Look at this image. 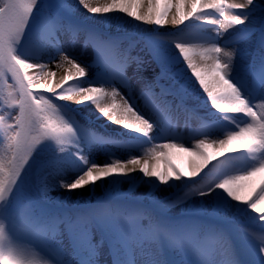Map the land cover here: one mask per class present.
I'll return each instance as SVG.
<instances>
[{"label": "snow or ice", "instance_id": "snow-or-ice-1", "mask_svg": "<svg viewBox=\"0 0 264 264\" xmlns=\"http://www.w3.org/2000/svg\"><path fill=\"white\" fill-rule=\"evenodd\" d=\"M158 3L0 0V78L10 74L13 90L0 101L4 106L0 124L5 125L0 133L5 143L0 155V264H176L177 260L179 264H264V223L259 232H253L239 218L246 206L249 215L256 213L252 222H264V210L257 209L264 200V182L258 190L252 189L248 199L241 195L248 186L245 182L264 172L261 0H175L174 4L165 0L163 11L156 7ZM171 7L175 12L169 20ZM115 12L157 30L168 23L180 26L202 21L212 26L216 36L202 37L206 46L200 47L177 42L173 53L163 46L158 31H153L144 43L161 70L147 81L140 75L144 59L131 55L139 43L134 35L110 32L81 19L83 13L107 17ZM37 38L38 53L32 47ZM37 54L45 62H31ZM93 57L104 67L99 79L91 76V64L85 62ZM55 60L57 68H67L53 84L48 78L56 74L45 69ZM132 64L135 70L130 78L127 70ZM29 69L39 72L33 75ZM133 79L144 81L139 96L151 100L152 114L146 115L133 102ZM68 81L81 85L74 94L62 88ZM189 84L216 110L224 138L211 142L197 138L189 174L175 168L169 174L167 169L158 170L159 158L167 156L165 150L188 149L182 143L156 144L154 133L161 127L159 114L194 111L185 106ZM34 87L46 89L59 101L90 103L108 121L139 134L143 139L135 147L143 150L142 157L112 159L102 165L90 162L86 148L95 145L107 151L113 141L78 125L62 105L34 92ZM123 87L131 91L123 94ZM205 146H215L216 156L202 151ZM41 149H47L44 157ZM69 153L85 166L71 182L63 179L72 164ZM217 156L226 166L213 164V178L201 177L203 182L197 184L194 178ZM36 160L39 164L34 167ZM137 172L140 175H133ZM109 177L116 178L115 184L109 183L110 191L94 205L58 208L61 202L51 194L56 187L74 192ZM124 180L129 182L128 193L117 187ZM173 181L190 183L175 199H158L156 189ZM138 182L149 185L139 197L133 195ZM217 195L223 197V204L217 202ZM192 197L206 198L195 209L200 217L181 225L168 222L167 210ZM193 232L197 238L189 241ZM217 242H222L220 247ZM146 253L148 258H137Z\"/></svg>", "mask_w": 264, "mask_h": 264}, {"label": "bare ground", "instance_id": "bare-ground-1", "mask_svg": "<svg viewBox=\"0 0 264 264\" xmlns=\"http://www.w3.org/2000/svg\"><path fill=\"white\" fill-rule=\"evenodd\" d=\"M172 3H175V0H172ZM261 6L264 8V0H261ZM156 7L163 11L165 8V0H159V3L156 5ZM175 12V8L171 7L169 11V20L171 18L172 13ZM218 16V14H215ZM111 22H113L116 25H122V26H128V28L132 29H140L143 30V32L136 31L135 33L131 34H142V35H150L153 34V31H158L159 37L164 38H173V39H179L181 38L182 41L189 42L193 44L194 46L200 47V46H206V42L202 37H215L216 33L211 31L212 26L207 25L206 23L202 21H186L184 25L175 26L168 23L166 26L160 29H156V26H149L146 24H143L142 22L135 21L133 18L128 17L125 13H110V19ZM183 29H188L191 33L189 36L184 37L182 35L178 36L177 34L180 33ZM230 31H234L230 30ZM226 35V34H224ZM184 37V38H183ZM183 38V39H182ZM164 42V41H163ZM198 42L203 44H198ZM221 44L223 43V39L220 38ZM205 43V44H204ZM175 44H170L164 42V47L166 49H171L172 51H175L174 48ZM37 62H45V61H37ZM86 63H88V59L85 60ZM59 63L58 60L53 61L47 66V70L50 69L49 67H57L56 65ZM62 68H67V65H65ZM51 71V70H50ZM158 73L160 72L157 70ZM79 85V84H78ZM133 85L135 86V92H136V100H134V103H138L141 107V110L145 112L146 115L152 114L153 108H152V102L148 98H141L139 96V90L143 87L142 83L139 81L133 82ZM99 86V85H96ZM131 91V89H128L127 87L121 88V92L123 94H128ZM117 103H120V100L117 99ZM76 106L79 104L74 103ZM84 106V105H83ZM84 113L91 115L94 120L98 121L101 125L107 126L109 128V132L113 134L114 132L121 133L119 136L124 137L125 140H120V143L128 146L129 148H133V152H118L117 159L121 160H127L131 158V156L135 155L138 158L142 157L143 150L140 148L135 147L139 141H141L143 138L139 137V134H136L134 132H129V130L124 129L121 125H117L114 122L108 121L107 118L103 117L101 113H99L98 109L95 108L94 105H91L89 103L88 106H84ZM208 112L205 115H197L192 116L183 110H180L179 112H175L172 114L169 113H163L159 114L158 118L161 123V127L163 128V133L161 127H157L154 133V137L158 138L155 143H182L184 145V148L188 149V151H184L182 149H166L165 152L167 153V156L160 157L158 161V170H168L169 174H171V168H175L179 172L183 173L185 176H187L191 170V164L195 160V156L193 153L195 152V142L196 139H202L199 136V133L202 130L207 129V132L213 133L216 132V130L223 126V122H221L220 117L214 109H210V104L207 105ZM156 118V117H154ZM207 126V127H205ZM194 133V135H192ZM207 133V134H209ZM222 136V137H220ZM213 135L208 138H204L206 142H211L214 139L224 138L223 135ZM111 139V138H110ZM149 146V145H145ZM202 151L208 152L212 154L213 156H216L217 148L215 146L209 148L205 146ZM92 159H94V154L91 153ZM159 156V153H158ZM164 160L168 161V164L166 165L164 163ZM76 163H81L77 158H73L71 160ZM226 162L223 160L222 157H218L210 162L208 167H206L197 177L194 179L196 180L197 184L202 183L201 177H204V179H212L214 176V173L212 172V165H217L218 168L225 167ZM207 174V175H206ZM238 174V173H234ZM133 175H140L138 172ZM95 177H93L94 179ZM116 178L109 177L107 181H98L95 185H90L89 187H85L83 189H78L74 192H66L64 189L59 188L58 191L62 194H65L69 196L72 199H76L78 197H87V196H94L101 193L103 188H109V183L115 184ZM264 182V172L257 173L254 177H252L249 181H246L245 183L248 185L245 187L241 195L244 196L245 199H248L250 195H252V189L256 188L258 190V187L261 185V183ZM188 183L190 182H184V181H173L171 182V186L168 185H160L158 189H156V195L157 198L160 200H164L165 198H171L175 199L176 196L181 195L184 191L187 190ZM119 188V191H123L125 193H128L129 191V182L127 180H124L122 183H119L117 185ZM149 190V185L144 183H137L134 193V196H143L146 194V192ZM217 193H219V190H217ZM206 198H200V197H192L190 200L185 201L183 204H177L175 207H172L171 212L167 213V216L176 217L181 215H188V214H199L196 210L190 211L189 209L192 208H199L201 206V201ZM217 202L223 204L224 200L222 196L217 195ZM244 207L241 209L240 219L245 222L249 223L252 222L251 217L255 216L256 213L248 214L247 210H244ZM257 209L264 210V200L260 201L257 204ZM246 217V218H245ZM264 223V222H260ZM260 225V224H259ZM261 226V225H260ZM222 242H219V247L221 246ZM148 258L147 255L142 257V259Z\"/></svg>", "mask_w": 264, "mask_h": 264}, {"label": "rangeland", "instance_id": "rangeland-1", "mask_svg": "<svg viewBox=\"0 0 264 264\" xmlns=\"http://www.w3.org/2000/svg\"><path fill=\"white\" fill-rule=\"evenodd\" d=\"M43 3V0H42ZM37 19L39 18L40 13L38 12L37 14ZM81 19L85 20L86 22H91L94 23L96 25H102L104 27V29L110 31V32H121V33H135L136 31L138 32H143V30L140 29H132L131 27L128 28V26H122V25H116L113 22H111L110 19V14H108L107 17L103 16V15H98L93 17L91 14H87V13H83V16L81 17ZM107 22H106V21ZM35 24V21H34ZM190 31L188 29H183L180 33H178L177 35L180 36H184L187 37L190 35ZM135 36V38L138 40V46L136 48H133L131 51V55L132 56H136V55H140L144 61L145 64L143 66L142 72L140 73L141 76H143L144 80L147 81H152L155 79V77L159 74L157 70H159L157 68V66L155 65V63L153 62L149 52H148V48L145 46L144 41L146 40V38H150L152 36V34L150 35H142V34H132ZM227 35V34H226ZM225 35V36H226ZM183 37V38H184ZM182 38V39H183ZM162 41L166 42V43H170V44H175L177 42H182L181 38H179L180 40H176V39H171V38H160ZM223 44V43H222ZM32 47H34L37 50V53L39 52L40 49V40L39 38H37L36 41L33 42ZM143 49V50H142ZM175 51H173L174 53ZM37 61H44L41 60L39 55L37 54L36 56L33 57L31 62H37ZM88 63L91 64V67L89 68V72L91 73V76L94 79H99V77L101 76V74L104 71V67L103 64L101 63H96L94 58L88 59ZM49 65V64H48ZM177 67H179V65H177ZM50 69H45V71H50L55 73L56 75L54 77H49V82L50 83H55L57 80H59V78L66 74V69L65 68H57V67H49ZM118 69H113V71H116ZM135 70V64H132L128 70H127V75L131 78L132 74ZM30 74L35 75L36 73L39 72L38 69H29ZM7 81V82H5ZM135 81H139L140 83H144L143 80H139V79H133L132 83ZM12 83L10 74L7 77L4 78H0V101L5 100L6 98H8V94L9 92H12L13 90L9 87V85ZM75 82V81H68L65 82L62 85L63 90L68 93L69 90H73V94H74V90L78 87H80L81 85ZM188 91L190 93L189 98L186 100L185 102V106L189 109H194V111H184L192 116H197V115H205L208 112V108H207V104L206 102H204L201 97L197 94L196 91H194L191 87V85L189 84L188 86ZM18 91V89H17ZM34 92L37 93H41L43 94L46 98L52 99L54 103H57L58 105H62V107H64V111L67 112L68 116L70 118H72L78 125L83 126L84 128L88 129L89 131L95 132L98 135H102L104 136L106 139H109L111 141H113V143H111L110 145L107 146L108 150L106 151L104 147L101 146H91L89 148L85 149V154L88 157V160L90 162H95L97 164H103L105 161L107 160H112V159H117V154L118 152H133V148H129L128 146H125L123 144H120V140H125L124 137L119 136L121 133L119 132H114L113 134H111L109 132V128H107V126L101 125L98 121L94 120V118L91 117V115H88L86 113H84V106L83 105H78L76 106L75 100L69 102V101H59L57 100L52 93H49L46 89H37V88H33ZM60 89H57V92H59ZM3 110H4V106L2 103H0V114H3ZM198 117V116H197ZM67 118V117H66ZM5 127V125L0 124V133H2L3 128ZM207 132V129L202 130L199 133L200 138L204 139V138H208L211 136H215V135H223V130L221 128H218L216 130V132L213 133H209ZM192 135H194V133H192ZM222 137V136H220ZM111 138V139H110ZM5 151V143H4V139L3 136L0 135V155H2ZM91 153L94 154V159H92ZM47 154V149H41L40 150V156L44 157ZM68 158L70 160H73V158H76L75 156H72L71 153H69ZM39 164V160L34 161V167L38 166ZM85 169V166L82 163H76L74 164V162L72 161L71 166L66 170L63 179H65L68 182H71V180H74L78 175L81 174V172ZM34 171V170H33ZM31 179V175L29 177ZM59 187H56L54 189V191L51 193L52 196H54L56 198V201H60V204H57L58 208H63V209H67V210H75L77 208V206H80L81 208L87 206V205H94L97 201L102 200L106 193L110 191V188H103V190L101 191L100 194L98 195H94V196H87V197H78L76 199H72L69 196L62 194L58 191ZM122 193H125L123 191H120ZM139 197V196H137ZM55 203V201L53 202ZM172 208H169L167 210V213H172L171 212ZM190 211H195V208H190ZM246 218V217H245ZM192 221H189L187 223H191ZM261 225L260 222H257ZM145 255L148 254L146 253ZM138 259H142V257H137ZM177 264H179V261L177 260Z\"/></svg>", "mask_w": 264, "mask_h": 264}]
</instances>
